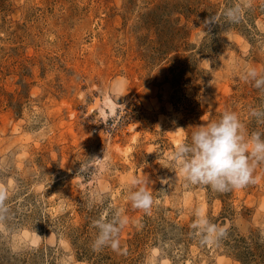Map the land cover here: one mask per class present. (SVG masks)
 Wrapping results in <instances>:
<instances>
[{
	"label": "rangeland",
	"instance_id": "obj_1",
	"mask_svg": "<svg viewBox=\"0 0 264 264\" xmlns=\"http://www.w3.org/2000/svg\"><path fill=\"white\" fill-rule=\"evenodd\" d=\"M249 68L264 0H0V264H264V163L220 192L170 160L225 110L264 139Z\"/></svg>",
	"mask_w": 264,
	"mask_h": 264
},
{
	"label": "clouds",
	"instance_id": "obj_2",
	"mask_svg": "<svg viewBox=\"0 0 264 264\" xmlns=\"http://www.w3.org/2000/svg\"><path fill=\"white\" fill-rule=\"evenodd\" d=\"M232 16L230 11L228 14ZM215 21V18L212 17ZM216 22V21H215ZM254 81V87L264 91V75L255 68H249L243 77ZM250 115L264 117V111L252 109ZM243 124L234 111L225 110L218 120L193 127L190 142L181 143L171 154L170 160L178 168L180 176L187 184L207 185L215 191H228L254 183L253 173L258 164L264 163V139L259 132L248 136L243 133ZM102 159L89 158V161L103 162ZM89 166L81 163L80 172L88 171ZM176 173V171H174ZM177 175V174H176ZM168 181H164L167 183ZM133 185L142 183L132 181ZM3 196L0 194V201ZM134 208L147 210L153 203L151 194L144 188L129 193ZM194 228L201 229V243L212 244L226 235V230L209 222L197 211ZM122 224L123 221H120ZM100 234L94 246H103L114 230L111 224L98 225ZM114 248L116 245L113 243Z\"/></svg>",
	"mask_w": 264,
	"mask_h": 264
}]
</instances>
